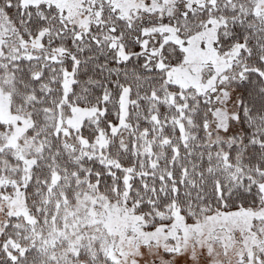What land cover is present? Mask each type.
Wrapping results in <instances>:
<instances>
[{"label": "snow or ice", "instance_id": "obj_1", "mask_svg": "<svg viewBox=\"0 0 264 264\" xmlns=\"http://www.w3.org/2000/svg\"><path fill=\"white\" fill-rule=\"evenodd\" d=\"M0 264H264V0H0Z\"/></svg>", "mask_w": 264, "mask_h": 264}]
</instances>
